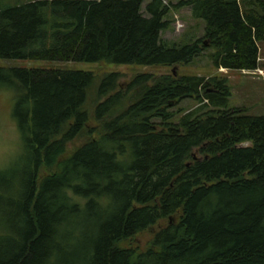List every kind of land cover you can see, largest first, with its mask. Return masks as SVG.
Listing matches in <instances>:
<instances>
[{"label": "trees", "instance_id": "trees-1", "mask_svg": "<svg viewBox=\"0 0 264 264\" xmlns=\"http://www.w3.org/2000/svg\"><path fill=\"white\" fill-rule=\"evenodd\" d=\"M6 1L0 59L172 70L0 67L24 160L0 170V264H264V115L229 107L225 76L174 72L207 51L217 71L256 70L264 0ZM171 8L202 37L168 45ZM155 226L144 250L120 246Z\"/></svg>", "mask_w": 264, "mask_h": 264}, {"label": "rangeland", "instance_id": "rangeland-1", "mask_svg": "<svg viewBox=\"0 0 264 264\" xmlns=\"http://www.w3.org/2000/svg\"><path fill=\"white\" fill-rule=\"evenodd\" d=\"M28 0H20L19 3ZM149 0H145L142 10ZM179 0H165V3L176 5ZM8 5H14V0H7ZM169 28L162 33V39L168 44H183L202 37L203 25L201 22L192 20L187 8H171L167 16ZM212 51V50H211ZM195 58L187 65L175 67L174 72L179 76H205L222 75L228 78L231 87V97L229 98V107L247 108L250 115H264V41L259 43V66L256 71H227L215 70L211 65L207 54ZM0 67L3 68H33V69H62L91 72L102 77L108 73H116L120 76V83L129 80L135 74L149 73L153 75L168 74L172 68L167 67H140L130 65H113L106 63H77V62H54V61H33V60H6L0 59ZM97 84L93 85L89 91L90 98H93ZM193 100H185L179 104L176 109H181L178 117L186 111L194 108ZM91 107V103L88 104ZM13 94L10 90L0 86V170L11 167L19 171V167L24 160L19 157L23 147L19 132L12 118ZM177 111V110H176ZM96 123L90 121L89 127H95ZM84 141V138H78L70 143L66 152L61 155L58 161L67 158ZM55 171V166L51 168L43 167L40 177H45ZM165 222L162 223V226ZM158 229V226L145 230L137 236L120 243L122 247H131L138 250H144L150 242L152 235Z\"/></svg>", "mask_w": 264, "mask_h": 264}, {"label": "crops", "instance_id": "crops-1", "mask_svg": "<svg viewBox=\"0 0 264 264\" xmlns=\"http://www.w3.org/2000/svg\"><path fill=\"white\" fill-rule=\"evenodd\" d=\"M219 70H224V69H219ZM247 109V108H246Z\"/></svg>", "mask_w": 264, "mask_h": 264}, {"label": "built area", "instance_id": "built-area-1", "mask_svg": "<svg viewBox=\"0 0 264 264\" xmlns=\"http://www.w3.org/2000/svg\"><path fill=\"white\" fill-rule=\"evenodd\" d=\"M256 71V70H255Z\"/></svg>", "mask_w": 264, "mask_h": 264}]
</instances>
